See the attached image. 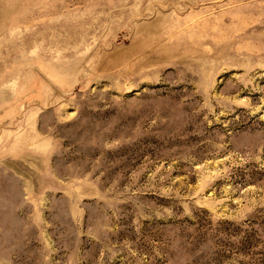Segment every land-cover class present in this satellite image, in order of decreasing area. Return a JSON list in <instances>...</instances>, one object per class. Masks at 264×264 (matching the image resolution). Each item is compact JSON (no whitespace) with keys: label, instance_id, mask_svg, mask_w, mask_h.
<instances>
[{"label":"rangeland","instance_id":"374dc122","mask_svg":"<svg viewBox=\"0 0 264 264\" xmlns=\"http://www.w3.org/2000/svg\"><path fill=\"white\" fill-rule=\"evenodd\" d=\"M0 264H264V0H0Z\"/></svg>","mask_w":264,"mask_h":264}]
</instances>
